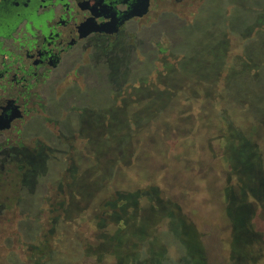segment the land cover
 <instances>
[{
    "label": "rangeland",
    "instance_id": "obj_1",
    "mask_svg": "<svg viewBox=\"0 0 264 264\" xmlns=\"http://www.w3.org/2000/svg\"><path fill=\"white\" fill-rule=\"evenodd\" d=\"M159 10L164 17L141 33L145 47L125 53L117 79L109 80L104 65L90 64L45 87L55 99L42 116L63 127L77 129L80 105L90 122L93 111L132 127L108 135L114 124L107 118L91 124L83 129L87 138L56 153L27 194L11 183L12 198L0 213V264L228 261L224 198L238 182L226 171L228 149L245 171L250 149L264 177V0H186ZM173 44L178 50L171 54ZM215 48L214 74L201 80ZM42 121L27 135L59 128ZM73 181L87 185L86 198L72 199L65 186ZM252 181L246 173L244 184ZM255 211L253 224L264 233V209Z\"/></svg>",
    "mask_w": 264,
    "mask_h": 264
},
{
    "label": "flooded vegetation",
    "instance_id": "obj_2",
    "mask_svg": "<svg viewBox=\"0 0 264 264\" xmlns=\"http://www.w3.org/2000/svg\"><path fill=\"white\" fill-rule=\"evenodd\" d=\"M168 2L183 6L186 0H0V213L12 198L11 183L27 194L56 153L71 149L70 140L87 138L83 129L94 125L82 116V105L75 106L81 111L74 117L77 129L43 117L44 104L55 99L45 96V87H55L90 64L104 65L109 80L117 79L125 53L145 47L141 33L164 17L157 7ZM99 26L102 31H92ZM36 119L59 128L47 132L41 125L43 136H29ZM69 184L72 199L86 198L87 185ZM61 188L59 183L58 199Z\"/></svg>",
    "mask_w": 264,
    "mask_h": 264
},
{
    "label": "trees",
    "instance_id": "obj_3",
    "mask_svg": "<svg viewBox=\"0 0 264 264\" xmlns=\"http://www.w3.org/2000/svg\"><path fill=\"white\" fill-rule=\"evenodd\" d=\"M242 144L247 148L246 143ZM232 149L233 147L228 149V155L221 151L226 154L227 173L234 174L238 181L236 190L227 188L225 191V212L230 227L228 261L225 264H262L264 233L255 228L253 221L256 219V208L264 209V177L251 163L253 156L250 149L247 148L249 170L246 171L242 169L245 163L237 165L233 162ZM250 172L253 175L252 186L244 184V175ZM246 198L252 203H248Z\"/></svg>",
    "mask_w": 264,
    "mask_h": 264
},
{
    "label": "crops",
    "instance_id": "obj_4",
    "mask_svg": "<svg viewBox=\"0 0 264 264\" xmlns=\"http://www.w3.org/2000/svg\"><path fill=\"white\" fill-rule=\"evenodd\" d=\"M184 29H186V30H188V27H183ZM183 28H181V30H184ZM182 44H183V42H181ZM174 46H173V48H172V50H171V54H172V52L174 51H176V50H178V47L176 46V44H173ZM180 46V45H179ZM180 54H184V51H183V48L181 47V50H180ZM219 55H220V51H219V49H213V53H212V56H211V60L209 61V63H207V68H206V71L208 72V74H203V76H202V78H201V80H204V79H206V78H210V76H213V72H214V70L216 69V64H217V60H219ZM167 66V65H166ZM165 66V67H166ZM164 66H163V68L162 69H164L165 68ZM177 68H178V71L180 72L181 71V68L180 67H178V65H177ZM165 70V69H164ZM182 72H184V71H181V73ZM231 76H233V75H231ZM230 76V77H231ZM198 82H200V79L199 80H197V83ZM160 96V95H159ZM159 96H156V98H158ZM91 113L94 115V125H96L97 123H95V118H101V120L103 119V122H105V120H106V116H104V115H97V114H95V113H93V111H91ZM103 117V118H102ZM101 122V121H100ZM113 122V123H112ZM99 123V122H98ZM123 122H122V119L120 120L119 119V117H117V116H115V115H112V116H109L108 118H107V124H114V126H108L109 128L107 129L108 130V135L110 134V133H112V134H116V132H118L119 130H120V127H124V126H128V127H132V126H130V124H128V122H126L125 124H122ZM123 125V126H122ZM109 131H110V133H109ZM106 147H107V145H106Z\"/></svg>",
    "mask_w": 264,
    "mask_h": 264
},
{
    "label": "water",
    "instance_id": "obj_5",
    "mask_svg": "<svg viewBox=\"0 0 264 264\" xmlns=\"http://www.w3.org/2000/svg\"><path fill=\"white\" fill-rule=\"evenodd\" d=\"M142 13H144V11H142ZM92 31H96V32H100L102 31L101 27H94V29Z\"/></svg>",
    "mask_w": 264,
    "mask_h": 264
}]
</instances>
